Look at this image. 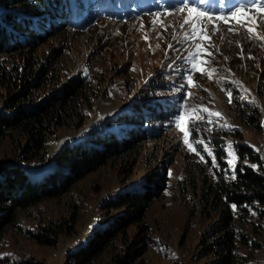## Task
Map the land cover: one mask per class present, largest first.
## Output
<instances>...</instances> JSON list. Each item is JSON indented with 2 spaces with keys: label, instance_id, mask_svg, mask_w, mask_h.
Returning a JSON list of instances; mask_svg holds the SVG:
<instances>
[{
  "label": "rangeland",
  "instance_id": "obj_1",
  "mask_svg": "<svg viewBox=\"0 0 264 264\" xmlns=\"http://www.w3.org/2000/svg\"><path fill=\"white\" fill-rule=\"evenodd\" d=\"M143 2L146 8L127 20L97 22L79 34L56 36L36 49V62L44 64L57 56L60 62L58 72L53 73L59 78L58 89L51 83L38 89L34 95L41 96L38 103L73 79H80L83 73L90 99L81 109L83 119H67L62 127L51 126V134L41 154L45 163L33 161L29 166L41 169L51 164L67 144L85 133L106 130L118 133L126 127L116 124L120 117L128 116L139 102L154 100L157 95L174 102L179 97L176 104L180 116L173 125L164 128L158 140L145 141L138 156L108 162L80 181L71 183L61 197L19 214L16 227L6 229L0 245V258L8 264H65L69 250L75 245H84L98 225L124 213V209L106 210L105 203L124 194L128 187H140L156 172L165 174L166 180L140 223L146 228L142 235L144 245L137 246L141 251L133 264L217 263L218 259L207 246L221 240L225 230L217 214L201 208L192 189V177L183 172V155L188 153L194 166L204 165L203 156L210 155L208 139L217 138L228 150L232 145L240 144L264 159V128L255 131L246 127L234 114L229 93L230 89L234 90L238 100L262 110L257 91L259 67L252 66L254 60L247 65L245 53L252 50L260 53L264 48V13L252 9L246 23H237L236 19L241 17L231 19L230 10L235 11L236 7L247 10L253 0H203L187 7L180 0ZM256 3L264 6V0H256ZM189 8L205 15L191 19ZM86 14L85 10L83 16ZM220 16L228 22L218 19ZM185 19H190V23L185 24ZM193 24L197 25V32L203 28L201 34L211 39L193 38ZM249 27L254 31L249 32ZM196 45L202 48L197 49ZM54 50L58 51L56 57ZM235 51L242 63L231 66L229 60ZM192 53L196 54L195 63L203 71L192 69ZM9 62L14 65L12 60ZM19 62L16 63L19 65ZM182 64H185L184 69L179 70ZM161 81L166 82L167 89L153 94L154 87ZM6 98L7 92L0 87V111L4 110ZM211 113H220V116ZM194 125H198L195 126L198 127L195 132L200 135L198 138L189 133V128ZM26 145L23 134L11 133L1 138L0 165L14 163L18 151ZM66 225L71 227L67 229ZM56 226H62V233L54 246H39L27 238L26 233H41L55 240L53 233L44 229L56 230ZM138 227L129 226L126 240L124 236L118 237L92 264H111V253L124 254L125 246L140 234ZM226 230H233L237 235L236 264H264L263 224L253 217H238Z\"/></svg>",
  "mask_w": 264,
  "mask_h": 264
},
{
  "label": "trees",
  "instance_id": "obj_2",
  "mask_svg": "<svg viewBox=\"0 0 264 264\" xmlns=\"http://www.w3.org/2000/svg\"><path fill=\"white\" fill-rule=\"evenodd\" d=\"M146 6L143 0H0V87L7 92L4 110L0 111V139L17 133L23 134L27 141V145L18 151L14 163L0 165V245L6 229L16 227L19 214L61 197L71 183L80 181L108 162L138 156L145 141L158 140L164 128L173 125L180 116L176 104L179 97L174 102L157 95L154 100L139 102L128 116L120 117L116 124L126 127L118 133L112 130L85 133L67 144L51 164L41 169L29 166L33 161L45 163L41 154L51 134V126L62 127L67 119H83L81 109L90 99L83 73L80 79H73L38 103L41 96H34L38 89L50 83L58 89L59 78L53 73L58 72L60 62L58 56L44 64L36 62V49L56 36L79 34L97 22L127 20ZM85 10L87 14L83 16ZM261 50L260 53L254 50L245 53V63L248 65L254 60L252 66L259 67L257 91L262 110L238 100L237 92L229 90L234 114L255 131L264 128V48ZM57 52L54 50V57ZM239 57L235 51L229 64H241ZM184 65L179 70H183ZM164 83L157 84L153 94L164 92L167 89ZM196 123L199 125L200 122ZM198 125L189 128L193 138L200 136L195 132ZM207 143L211 148H208L210 155L203 156L204 165L194 166L192 157L185 153L183 172L192 177V189L201 208L217 214L225 230L221 240L207 246L218 259L216 264H236L237 235L226 229L231 228L238 217H253L264 225V159L244 145L234 144L228 150L217 138H210ZM165 180L162 172L153 173L140 187H128L124 194L107 201L106 210L124 209V213L98 225L84 245H75L69 250L65 264H92L118 237L124 236L126 240L129 226L139 225L140 234L125 246L124 254H110L111 264H133L141 251L137 246L144 245L142 235L146 228L140 223L163 189ZM66 226L67 229L71 227ZM61 227L44 229L53 233L55 240L41 233H26L27 238L39 246H54L62 233ZM242 243L247 244L244 240ZM0 264L8 262L0 258Z\"/></svg>",
  "mask_w": 264,
  "mask_h": 264
},
{
  "label": "snow or ice",
  "instance_id": "obj_3",
  "mask_svg": "<svg viewBox=\"0 0 264 264\" xmlns=\"http://www.w3.org/2000/svg\"><path fill=\"white\" fill-rule=\"evenodd\" d=\"M180 2L182 4H185V7H187L188 5L190 4H196V3H202L203 0H180ZM252 9H254L256 12H259V13H264V6H260L256 3V0H253V3H252V6L251 8H248L247 10L243 7H236L235 11H231L230 10V18L231 19H236L237 16H240L241 19H236V22L237 23H246V19L247 17L250 15ZM184 9L182 8L181 11H183ZM193 13H195V16H193ZM188 15L191 19H197L199 17H202L205 15V13L203 12H198L195 8H189V11H188ZM218 19H221V20H224L225 23L228 22V19H225L224 16H220L218 17ZM253 22H255V18H253ZM185 24H188L190 23V19H185L184 21ZM184 25H181V27H183ZM230 31L232 30L231 28L229 29ZM249 32H253L254 29L249 27L247 29ZM191 32L193 33V38H200V39H203V40H210L211 37L210 36H207V35H202L201 32H203V28H201V32H197V25L196 24H193L192 25V29H191ZM187 39V36L185 37ZM196 48L197 49H201L202 46L201 45H196ZM208 55H211V53H208ZM192 60H193V63H192V69L194 70H199V71H203L204 69L202 67H199L197 65V63H195V60H196V54L195 53H192L190 54ZM203 63H207L206 61H204ZM188 82H189V85L192 84V80H191V76H189L188 78ZM204 111H208L207 109H203ZM212 115L214 116H220V113H211ZM177 127H180V124L177 123ZM181 130H184V129H181ZM185 135L187 136V132L185 133ZM187 143V140L185 141ZM230 163H232V161H230Z\"/></svg>",
  "mask_w": 264,
  "mask_h": 264
}]
</instances>
